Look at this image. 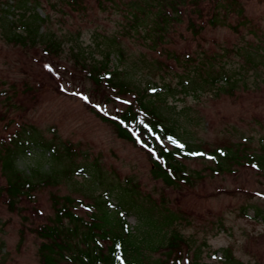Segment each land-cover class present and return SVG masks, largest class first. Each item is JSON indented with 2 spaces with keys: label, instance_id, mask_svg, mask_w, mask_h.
<instances>
[{
  "label": "rangeland",
  "instance_id": "374dc122",
  "mask_svg": "<svg viewBox=\"0 0 264 264\" xmlns=\"http://www.w3.org/2000/svg\"><path fill=\"white\" fill-rule=\"evenodd\" d=\"M70 1L41 0L38 11L48 15L43 30L62 40L61 50L48 53L44 44L22 46L7 40L4 20L25 17L30 22L32 12L19 9L18 0H0V149L13 146L23 127H34L38 133L23 139L31 144L18 155L17 165L31 170L33 178L53 175L58 181L37 190L34 199L22 197L14 211L8 209L5 194L0 197V264H40L41 239L30 228L50 221L54 196L66 195L80 201L74 210L87 221H93L97 209L102 221L124 216L141 229L145 226L139 215L152 218L147 240H155L157 218L170 209L182 218L164 230L177 228L191 239V258L199 247L205 264H228L226 250L233 264H264V0H236L231 11L222 8L216 26L209 19L218 0H203L196 11L182 7L180 22L173 23L160 45L178 53L179 62L166 57L162 48L119 36L118 67L143 83L152 76L158 92H164L165 80L178 85L194 67L200 66L206 76L209 62L224 77L212 86L195 74V84L187 82L188 94L178 89L167 97L168 103H176L180 133L208 155L184 160L195 178L173 187L153 178L146 150L118 137L95 114L93 106L114 112L125 103H106L76 64L80 52L101 57L108 38L121 31L128 0H82L83 10L74 9ZM7 2L15 6H9V15L1 11ZM190 19L197 34L188 26ZM186 54L191 61L183 62ZM155 60L172 70L154 67ZM41 137L54 142L57 153L49 149L43 155L36 144ZM65 143L77 151L71 159ZM4 183L0 172V185ZM134 186L139 194L132 198L127 190ZM124 192L132 202L120 199ZM100 201L105 202L102 209ZM105 210L112 214L106 217ZM150 255L164 257L161 252Z\"/></svg>",
  "mask_w": 264,
  "mask_h": 264
},
{
  "label": "trees",
  "instance_id": "16d2710c",
  "mask_svg": "<svg viewBox=\"0 0 264 264\" xmlns=\"http://www.w3.org/2000/svg\"><path fill=\"white\" fill-rule=\"evenodd\" d=\"M201 1L203 0H128L122 10L125 22L121 31L108 38L109 47L101 50V57H87L80 52V58L76 60L77 67L92 83V89L101 95L106 103H115L116 100L125 103L123 108L116 109L114 112H105L100 105H98L99 108L93 106L92 110L101 120L114 128L118 137L146 150L152 164L153 178L161 179L169 187L178 186L181 183H192L195 176L187 171L183 161L208 155L202 148L195 146L192 140L185 139L180 133L175 119L176 103H168L167 97L175 96L178 89L181 93L188 94L187 84L193 80L190 83L193 86L198 79L194 77L195 74L200 75L204 83L212 86L224 77H219L214 69L215 63L209 62L211 69L206 72V76H203L200 66L194 67L191 74L189 72L185 74L187 79L178 80V85L165 80L162 85L164 92H158L156 81L152 80V76L150 80L143 83L135 80L128 71L118 67L122 50L117 42L120 41L119 36H132L143 43L144 41L148 43L151 49L162 48L166 57L179 62L181 57L178 53L160 45L166 42L173 23L180 22L182 7H190L196 11ZM70 2L74 9H84L82 0ZM234 3L236 0H218L215 5L216 11L209 19V23L213 26L220 23L223 16L222 8L225 12L231 11ZM9 6L15 7L7 2L1 11L9 15L11 13ZM17 6L19 9L24 8L32 12V20L28 22L25 17H19L16 21L4 20L3 27L7 31V40L22 46L44 44L48 53H57L61 50L62 40L43 30L48 15L43 17L38 11L41 0H18ZM188 26L193 28L195 34L198 33L199 30L193 19L189 20ZM110 47H112L111 50H109ZM191 60V55L186 54L183 62ZM206 60L210 61V58ZM153 65L163 68L167 66L160 60L153 61ZM224 67L220 65V69ZM166 70L172 69L167 67ZM209 72L216 76L210 79ZM195 88L192 87L191 90L194 91ZM31 128L33 129L23 127L12 140L13 146L4 145L0 149V172L5 176V183L0 185V197L5 194L4 201L11 211L17 209V204L22 197L34 199V193L37 190L58 184L53 175L33 178L31 170L26 172L17 165L18 155L25 153L26 146L31 144L26 139H31L38 133L34 127L31 126ZM24 138H26L25 141H23ZM42 139L44 141L36 144L43 155L49 149L57 153L54 142ZM65 146L68 152L66 155L70 159L73 158L77 154L76 149L70 143H65ZM58 157L61 160L59 155ZM127 192L134 194L131 195L132 198L139 194L136 186ZM119 197L126 203L133 201L132 198H126L125 192ZM77 202L80 203L69 195L54 196V217L46 223L30 228L41 239L38 249L40 264H185V261L188 262L187 264H205L199 258L201 254L199 247L196 249L197 252L193 251L192 258L190 257L191 239L177 228L172 227L170 231L168 230L169 232L164 230L165 227L170 228L179 218H182L170 209L165 208L167 213L157 218L160 220V226H157L155 240H147L145 230L154 225L150 221L152 218L139 215L142 225L145 226V229H141L142 226L130 225L124 216L121 220L109 216L112 214L109 210H105L106 217L109 216L108 220L102 221L97 209L93 215V221H87L74 210ZM104 204V201H100L99 207L104 208ZM257 214L260 216L261 211ZM21 233L23 235V231ZM154 252H161L164 257L153 259L150 253ZM225 257L228 264H233L227 250Z\"/></svg>",
  "mask_w": 264,
  "mask_h": 264
}]
</instances>
